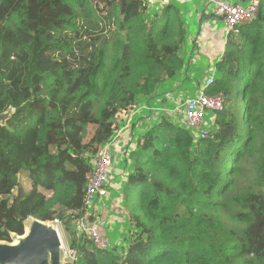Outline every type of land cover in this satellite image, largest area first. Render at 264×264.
I'll list each match as a JSON object with an SVG mask.
<instances>
[{"label": "trees", "instance_id": "1", "mask_svg": "<svg viewBox=\"0 0 264 264\" xmlns=\"http://www.w3.org/2000/svg\"><path fill=\"white\" fill-rule=\"evenodd\" d=\"M201 1L0 0V240L23 235L31 216L58 218L78 255L67 264H264V0L217 34L222 45L204 36L196 59L190 34L223 23ZM212 74L206 92L225 106L205 137L169 111L138 115L134 129L150 124L122 159L131 229L122 246H97L83 230L95 224L87 185L121 116L138 99L165 103L163 83L195 94Z\"/></svg>", "mask_w": 264, "mask_h": 264}, {"label": "built area", "instance_id": "2", "mask_svg": "<svg viewBox=\"0 0 264 264\" xmlns=\"http://www.w3.org/2000/svg\"><path fill=\"white\" fill-rule=\"evenodd\" d=\"M216 4V13L222 18L225 32L233 31L237 25L248 23L255 16L259 0H249V2H235L229 0H205ZM214 80V74L207 80L206 85L198 89L191 97H187L178 102L174 108L168 109L170 113L178 114L181 120L193 132L195 139L205 137L211 130L210 122L212 121L211 112H218L224 109V95L208 94L206 87ZM139 100V99H138ZM140 101V100H139ZM137 102L132 111L127 115V119L121 126L120 130L99 150L93 165V172L89 178L87 192L85 196V204L96 203L97 200H102L109 195L108 187L111 179V171L114 165L116 155L120 151V145L123 143L125 148V133L136 114L142 109H148L149 105L140 104ZM163 109V108H162ZM54 222L60 228L59 219ZM97 226V225H96ZM85 226L86 231L92 236L97 246L107 248L110 245L109 239L100 234L97 227ZM71 252L75 251L70 249ZM77 259V255L75 257ZM71 261H74L73 259Z\"/></svg>", "mask_w": 264, "mask_h": 264}, {"label": "rangeland", "instance_id": "3", "mask_svg": "<svg viewBox=\"0 0 264 264\" xmlns=\"http://www.w3.org/2000/svg\"><path fill=\"white\" fill-rule=\"evenodd\" d=\"M235 2H238V0H236ZM248 2H249V0H248ZM244 4H245V2H244ZM196 5L199 9L202 10L205 3L202 2L201 0H196ZM215 6H216V4L214 2L209 3L207 5L208 11L212 12L213 9L215 8ZM59 9L66 10L65 7H60ZM199 17H200V15L198 16V18ZM210 24L212 26H209V30H205V29L201 30L200 35H196L195 33H191L190 36H192V37L191 38H190V36L188 37L190 49H192L194 47V49H197L198 51H200V53H195V52L192 53L193 56L196 55V59H201L203 57L201 51L205 50L204 44L202 42V39L204 36L208 35L210 37L209 44L213 48L217 47V43L222 45V40L217 38V34L220 35L221 31H219V30L222 29L221 26L224 27V23H220L219 21H210ZM201 27L203 28V25H201ZM194 32H197L196 28L194 29ZM208 32H209V34H207ZM194 40L197 41L198 46H196V44L194 43ZM188 51H189V49L186 50L187 53H188ZM188 55H189V53H188ZM210 61H211V59H210ZM210 65H213V63H211ZM209 70H210V66L208 69L205 68L202 70V72L204 73V79H206ZM180 81H182V80L179 79L178 83L171 81L170 85L175 88V91H176L177 87H180ZM185 89H188V88H185ZM175 91H173V92H175ZM186 92H184L186 94L184 99L194 95L193 91H190V93L189 92L186 93ZM160 96L164 97V94H162ZM165 99H166L165 103L162 102V104H161V102L154 101L152 103L153 105H149V109L140 110V112L138 114H136L135 119L133 120L129 129L126 132H124L126 140H131L132 138H135L139 134V131L143 130L144 127L146 128V126L150 124V122H149V123H146V125L144 124L142 126V123H144V121H141V125H139L138 127L135 126V129H134L133 123L136 121V119H138L139 114H142V115L146 114L147 115L148 113L163 111L166 114L165 116H170L169 114H167L168 113L167 111H168V109L174 108L175 105H173L172 102L167 101V97H165ZM141 101L142 100H140L139 102H141ZM121 117H122L121 120L124 119L123 121H125L127 119L126 114H123ZM139 119L145 120L142 117H139ZM212 125H213V122L211 121L210 122L211 129H212ZM127 145L125 144V148H124L123 143H121L120 151L115 157L114 165H113V168H112V171L110 174L111 179H110V183H109V187H108L109 195L105 197V200L108 199V201L106 202L105 200L103 201V199H102L101 201H98L94 204H93V202L89 204V213H90L91 209L93 208V205H94V209H95L93 212V216L95 217L94 218V220H95L94 225L96 226L100 222V225L105 229V235L109 239L111 246H115V245L122 246L124 243L123 242V239L125 236L124 233L127 234L129 232V230L131 229V227L128 223V219H125L127 217L126 210L124 208L123 210L126 214L123 213L122 205H121V201H122L121 199L123 198L121 191H122V187L124 185V180H126L127 173H128L127 168L125 167L126 163H125V161H122V159L125 156L124 151L126 150ZM117 157H118V159H117ZM95 158H94V160H95ZM20 181H21V184H22L25 191H29L31 189V180L28 176H26V174H24V173L21 174ZM16 192L17 191H15V193ZM44 192L48 196L51 195L50 191L45 190ZM28 219H27V221H28ZM27 221H26V223H27ZM62 224L64 225V228H63L64 230L62 229L61 234H62V237H63L64 242H65V244H64L65 246H64V250H63V264H67L72 259L76 260L75 257L77 255V253H76V251H73V252L70 251V248L68 247V241L71 240V234L69 233L70 231L67 229V227H65V224L64 223H62ZM85 226H88V225L85 224ZM61 228H62V226H61ZM83 230H85V229H83ZM13 242H16V240H14Z\"/></svg>", "mask_w": 264, "mask_h": 264}, {"label": "water", "instance_id": "4", "mask_svg": "<svg viewBox=\"0 0 264 264\" xmlns=\"http://www.w3.org/2000/svg\"><path fill=\"white\" fill-rule=\"evenodd\" d=\"M7 115L0 114V121ZM12 239L0 240V264H63L64 240L52 220L31 216L25 235L13 233Z\"/></svg>", "mask_w": 264, "mask_h": 264}, {"label": "crops", "instance_id": "5", "mask_svg": "<svg viewBox=\"0 0 264 264\" xmlns=\"http://www.w3.org/2000/svg\"><path fill=\"white\" fill-rule=\"evenodd\" d=\"M239 2V1H238ZM221 28L222 29H220L219 31H222V35L224 36L225 34H224V27L223 26H221ZM177 83V82H176ZM160 88V87H159ZM158 88V90L162 93V94H164V97H160V96H158V100H161V101H163L164 99H165V97H167V101H170V102H172L174 105H176V104H178V102H180V101H182L183 99H184V97H185V90L184 89H181L180 87H177V89H176V91H175V88L174 87H172L170 84H168V82H166V84L165 83H163V84H161V88L159 89ZM173 91H175V92H173ZM198 91V90H197ZM196 91V92H197ZM166 100V99H165ZM150 105H152V104H150Z\"/></svg>", "mask_w": 264, "mask_h": 264}, {"label": "clouds", "instance_id": "6", "mask_svg": "<svg viewBox=\"0 0 264 264\" xmlns=\"http://www.w3.org/2000/svg\"><path fill=\"white\" fill-rule=\"evenodd\" d=\"M248 1V0H247ZM56 219H58V218H56ZM52 221H54V220H52ZM100 223V222H99ZM56 224V223H55ZM57 225V224H56ZM59 230H60V232L62 231V228H61V223H60V228H59ZM23 235H25V233L23 234ZM62 235V234H61ZM106 236V235H105ZM64 240V239H63ZM64 244H65V242H64ZM109 246H111V245H109ZM108 246V247H109ZM76 251V250H75ZM77 253V252H76ZM77 257H78V255H77ZM75 261V260H74ZM70 262H73V261H70Z\"/></svg>", "mask_w": 264, "mask_h": 264}]
</instances>
